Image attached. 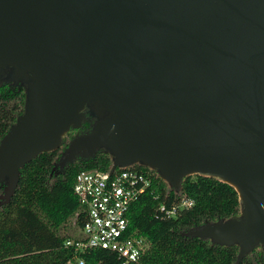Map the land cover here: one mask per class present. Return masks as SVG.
I'll list each match as a JSON object with an SVG mask.
<instances>
[{
    "label": "water",
    "instance_id": "1",
    "mask_svg": "<svg viewBox=\"0 0 264 264\" xmlns=\"http://www.w3.org/2000/svg\"><path fill=\"white\" fill-rule=\"evenodd\" d=\"M24 107L0 140V199L68 140L59 168L99 149L181 196L188 175L231 185L236 216L189 229L264 254V0H0V84Z\"/></svg>",
    "mask_w": 264,
    "mask_h": 264
},
{
    "label": "trees",
    "instance_id": "2",
    "mask_svg": "<svg viewBox=\"0 0 264 264\" xmlns=\"http://www.w3.org/2000/svg\"><path fill=\"white\" fill-rule=\"evenodd\" d=\"M23 87L8 82L0 84V140L22 113ZM92 118L71 129L59 148L39 153L20 169L17 186L7 202L0 199V264H66L74 256L83 264H118V256L104 249L80 253L65 247L67 238L57 228L78 211L75 224L82 223L79 203L73 194L77 172L107 169L111 159L102 149L88 158L76 157L62 168L56 165L68 140L85 131ZM4 182H0V194ZM182 191L193 200L189 208H179L172 217L159 210L176 201L172 188L160 180L158 197L143 194L127 214L128 234L143 237L147 246L135 264H264L260 248L245 253L237 262L236 245H220L186 232L206 222L236 216L240 202L235 189L212 176H185ZM80 213V214H79Z\"/></svg>",
    "mask_w": 264,
    "mask_h": 264
},
{
    "label": "built area",
    "instance_id": "3",
    "mask_svg": "<svg viewBox=\"0 0 264 264\" xmlns=\"http://www.w3.org/2000/svg\"><path fill=\"white\" fill-rule=\"evenodd\" d=\"M159 181L153 172L140 166L115 168L112 172L108 168L77 172L72 189L82 223L78 235L67 238L64 246L80 253L104 249L118 256V264H135L147 242L143 237L128 234L127 214L131 204L143 194L158 197ZM175 198L169 207L164 203L159 206L166 217L174 216L179 208L193 205V200L184 192ZM74 215L76 219L78 211ZM66 264H83V259L74 256Z\"/></svg>",
    "mask_w": 264,
    "mask_h": 264
},
{
    "label": "rangeland",
    "instance_id": "4",
    "mask_svg": "<svg viewBox=\"0 0 264 264\" xmlns=\"http://www.w3.org/2000/svg\"><path fill=\"white\" fill-rule=\"evenodd\" d=\"M165 185V184H164ZM78 225L75 224V215L70 216L64 224L59 226L56 230L64 236H73L78 234Z\"/></svg>",
    "mask_w": 264,
    "mask_h": 264
}]
</instances>
